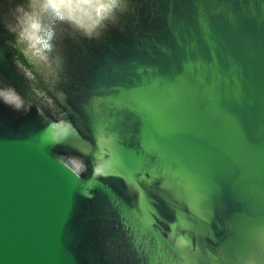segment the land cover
I'll return each instance as SVG.
<instances>
[{
  "label": "water",
  "instance_id": "95a60500",
  "mask_svg": "<svg viewBox=\"0 0 264 264\" xmlns=\"http://www.w3.org/2000/svg\"><path fill=\"white\" fill-rule=\"evenodd\" d=\"M0 0V264H264V0H133L48 54ZM62 161L70 173L59 163Z\"/></svg>",
  "mask_w": 264,
  "mask_h": 264
},
{
  "label": "clouds",
  "instance_id": "9594fccd",
  "mask_svg": "<svg viewBox=\"0 0 264 264\" xmlns=\"http://www.w3.org/2000/svg\"><path fill=\"white\" fill-rule=\"evenodd\" d=\"M133 0H21L12 9L11 23L17 35L29 47L35 45L45 53H52L57 29L68 26L89 40H99L123 17L134 14ZM0 103L15 113L25 110V99L13 88H0ZM70 173L76 168L68 169Z\"/></svg>",
  "mask_w": 264,
  "mask_h": 264
}]
</instances>
